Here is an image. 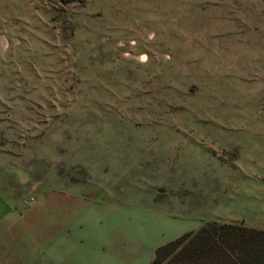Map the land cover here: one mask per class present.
Here are the masks:
<instances>
[{
    "label": "rangeland",
    "instance_id": "374dc122",
    "mask_svg": "<svg viewBox=\"0 0 264 264\" xmlns=\"http://www.w3.org/2000/svg\"><path fill=\"white\" fill-rule=\"evenodd\" d=\"M252 180L264 0H0V264H54L65 215L77 264L145 262Z\"/></svg>",
    "mask_w": 264,
    "mask_h": 264
},
{
    "label": "trees",
    "instance_id": "16d2710c",
    "mask_svg": "<svg viewBox=\"0 0 264 264\" xmlns=\"http://www.w3.org/2000/svg\"><path fill=\"white\" fill-rule=\"evenodd\" d=\"M149 264H264V231L206 224L158 246Z\"/></svg>",
    "mask_w": 264,
    "mask_h": 264
},
{
    "label": "crops",
    "instance_id": "0c3cea01",
    "mask_svg": "<svg viewBox=\"0 0 264 264\" xmlns=\"http://www.w3.org/2000/svg\"><path fill=\"white\" fill-rule=\"evenodd\" d=\"M238 191L234 193V200L227 203H220V209L226 210L227 215L221 217L219 220L222 223L233 224V225H243L247 228L264 231V180H252L249 182H244L238 184L236 187ZM91 216V213L88 214ZM87 216V217H88ZM62 221L58 223V234L63 237H67L62 241V249L59 251L58 259L52 260L54 264H77V255L80 253L81 249L78 247L77 237L79 235V221L83 222L82 227L90 228L91 225L86 218L74 219L70 218L67 220L66 215ZM95 224L92 226V232L94 235L102 237L108 228V224L105 219L95 215ZM35 227V224L32 228ZM67 228H70L67 231ZM68 245V246H67ZM91 258L96 264H149L153 257L144 262V258L137 259L135 256H126L120 254L122 259H116L117 255L113 252H109L103 249H92L88 251ZM51 254V252H50ZM119 255V254H118ZM50 255L47 262L42 264H52L50 260Z\"/></svg>",
    "mask_w": 264,
    "mask_h": 264
}]
</instances>
